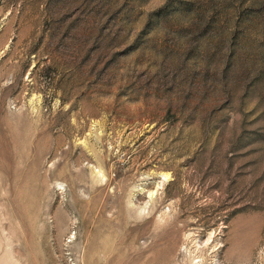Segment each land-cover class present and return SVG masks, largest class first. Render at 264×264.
Instances as JSON below:
<instances>
[{
  "label": "rangeland",
  "instance_id": "obj_1",
  "mask_svg": "<svg viewBox=\"0 0 264 264\" xmlns=\"http://www.w3.org/2000/svg\"><path fill=\"white\" fill-rule=\"evenodd\" d=\"M0 264H264V0H0Z\"/></svg>",
  "mask_w": 264,
  "mask_h": 264
}]
</instances>
